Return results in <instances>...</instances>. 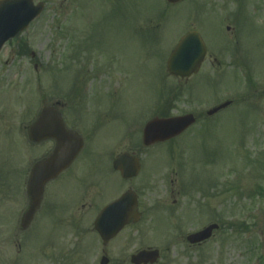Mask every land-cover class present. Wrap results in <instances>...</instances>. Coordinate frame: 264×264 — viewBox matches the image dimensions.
Returning <instances> with one entry per match:
<instances>
[{"label":"rangeland","instance_id":"1","mask_svg":"<svg viewBox=\"0 0 264 264\" xmlns=\"http://www.w3.org/2000/svg\"><path fill=\"white\" fill-rule=\"evenodd\" d=\"M122 1L41 0L42 14L0 52V114L8 126L0 123V264H100L102 256L131 264L147 248L160 252L158 264H264V0ZM190 30L207 49L200 72L186 82L166 77L169 53ZM226 101L228 109L206 117ZM55 102L92 151L70 173L91 168L96 188L72 206L80 222L64 223L58 211L82 183H49L34 223L21 232L29 170L50 144L29 148L19 128L42 103ZM187 113L197 123L184 136L143 148L148 120ZM128 151L140 157L141 174L124 183L109 162ZM128 187L142 218L102 247L93 220ZM212 223L219 231L189 249L186 235Z\"/></svg>","mask_w":264,"mask_h":264},{"label":"water","instance_id":"2","mask_svg":"<svg viewBox=\"0 0 264 264\" xmlns=\"http://www.w3.org/2000/svg\"><path fill=\"white\" fill-rule=\"evenodd\" d=\"M169 3H177L181 0H167ZM41 5L34 7L32 0H1L0 1V48L9 39L13 38L40 13ZM205 49L196 33L185 36L172 52L167 70L170 75L186 78L198 71L204 58ZM229 103L208 112L211 116ZM194 122L192 116L168 120H152L143 131V144L150 146L157 142H163L182 133ZM29 137L34 142L42 139L53 138L57 142V148L52 156L42 161L32 171L28 183L29 208L21 221V228L25 229L30 224L33 215L40 204L44 184L56 177L74 159L81 149L82 143L74 134L65 130L53 108H43L35 124L29 130ZM115 170H119L124 178L134 176L138 168L136 159L122 155L113 164ZM136 200L133 193L124 194L119 200L106 207L94 222V229L102 238L104 244L116 236L122 228L133 218L137 220ZM216 226H211L203 232L190 237L191 243L207 239ZM158 257L157 251L140 252L131 258L133 264H153ZM103 260L101 264H106Z\"/></svg>","mask_w":264,"mask_h":264},{"label":"flooded vegetation","instance_id":"3","mask_svg":"<svg viewBox=\"0 0 264 264\" xmlns=\"http://www.w3.org/2000/svg\"><path fill=\"white\" fill-rule=\"evenodd\" d=\"M74 106L72 105V108H73ZM60 110H58V112H57V115L61 118V120L65 123V120H64V117L62 116V114H61V111H62V109L63 108H65V105H61L60 106ZM4 111V110H3ZM3 111H2V113L0 114V123H1V125H2V127H3V130L4 131H7L8 130V126H5L6 124L5 123H3L4 121L2 120L5 116H4V114H3ZM84 115V114H83ZM83 115H82V117H83ZM97 122H99V120L97 121ZM5 126V127H4ZM66 126V125H65ZM23 128V132H22V129L20 128V131H21V134H22V136L23 137H25L26 138V140L28 141H26L27 142V145L29 146V148H31V149H34V148H36V147H39L40 145H42L43 143H49L50 144V148H49V150L48 151H46L45 153H40L39 154V158L38 159H36L35 160V162H37V161H39V160H41V159H43V158H45V157H47L54 149H55V141L53 140V139H51V140H45V141H42V142H40V143H38V144H35V143H32L30 140H29V138H28V126L25 128V127H22ZM70 130V129H69ZM72 131V130H71ZM94 132V131H93ZM25 136H24V135ZM89 134V133H88ZM131 152V151H130ZM82 154V152L77 156V158L74 160V162L72 163V165L66 170V171H64L63 173H61L54 181H57V180H61V181H63V180H65V179H67V178H72L73 180H74V182L75 183H78V184H80V183H82V186H81V188H82V190L79 192V194L77 195V197H76V199L73 201V203H70L69 205H67V206H65L61 211L62 212H64L65 214H67L68 212H69V216H63V215H60V216H57V217H60V218H62V219H66L67 221H72V222H80L79 221V219H77V218H75L74 217V215L71 213V210H72V206H73V204H74V202H76V201H78L79 200V198H81L82 197V193H83V191L85 190V189H88L89 188V185L91 184V182H90V178L91 177H93L92 175H90V174H88V172H90V170H88L87 172H79V173H70V171L72 170V167L75 165V163H77V160H78V158L80 157V155ZM91 152H88V153H86L85 154V156H91ZM181 172V173H180ZM72 174V175H71ZM178 175H179V177H180V182H181V186H183L184 185V178H183V173H182V170H179V172L177 173ZM133 181H135V179L133 180H130V181H127V182H133ZM171 183L173 184L174 182L173 181H171ZM130 188V187H129ZM182 189V191H184L183 190V187H181ZM185 192V191H184ZM186 193V192H185ZM182 193H181V191H179L178 193H177V195H181ZM186 194H188V193H186ZM183 195V200H184V198L185 197H187V195H185L184 193L182 194ZM174 203L176 204V201H174ZM83 207V206H82ZM66 222V221H65ZM187 236V235H186ZM185 239H186V237H185ZM205 243V242H204ZM188 245V248L189 249H198L199 247H200V245H189V244H187ZM203 245V244H202Z\"/></svg>","mask_w":264,"mask_h":264}]
</instances>
